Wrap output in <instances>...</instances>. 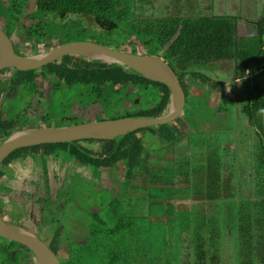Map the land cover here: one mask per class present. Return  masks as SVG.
<instances>
[{
	"label": "trees",
	"instance_id": "1",
	"mask_svg": "<svg viewBox=\"0 0 264 264\" xmlns=\"http://www.w3.org/2000/svg\"><path fill=\"white\" fill-rule=\"evenodd\" d=\"M9 1L10 10L3 7L11 12L24 6L30 0ZM36 2L35 15L40 18V21L21 29V34L27 42L44 44L45 52L63 44L75 42L77 41L76 36L84 34L88 29L67 22L68 17L92 18L94 23L107 35L106 38L115 32L126 33L127 42L130 41L134 46L131 53L138 54L136 44L141 42L146 46L145 53L162 57L179 76L186 95V103L191 96L189 93L191 88L195 86L199 89L207 85L210 86L211 93L214 91L217 94L222 93L226 81L212 79L203 70L206 66L217 67L220 62H231L233 79L239 80V83L233 85L236 92L242 94L239 96L241 100H238L237 112L239 117L247 121V126L252 129L254 143L252 149H248L244 161L245 168L240 178L235 175L229 179L225 178L221 172L222 160L219 159L223 157L219 153L211 154L208 160L207 156L204 159L201 158V161H195L198 157L191 155V158L184 162L186 165L179 168L177 174L178 170L172 169L170 176L149 175L151 171L150 154L146 153L145 142L142 137L138 136L141 131L152 130L170 146L181 144L185 138H189L190 141L199 133H205L201 131L200 126L207 121L198 124L197 128L189 124L193 132L187 135L183 133L181 126L171 123V125L167 124L157 128L140 129L114 140H85L24 148L12 152L0 166H7L26 153H32L36 157L56 159L60 155H69L79 165L100 170H112L116 166L124 165L126 167L124 185L133 189L127 194L144 201L148 196L147 198L153 205L162 207L159 213L151 214L146 217V220H164L170 233L182 230L181 235L184 239L181 241L183 243L181 259L183 264H219L218 255L211 252L215 240L211 241L212 219L218 214L212 215L208 209L213 208L214 205L225 207L224 217H229L230 221L236 222L241 247V264H259L260 255L264 253V15L255 22L243 21L251 27L250 33L243 37L238 34L239 25L242 23L240 18L222 16L146 17V11L138 7L136 0H36ZM50 17H54V20ZM56 19L60 21L57 22ZM74 26L79 29H73ZM5 33L10 37L8 31ZM78 40H80L79 37ZM104 43L99 44L109 47ZM14 51L18 55H24L17 45L14 46ZM9 70L14 73V76L8 84L0 80V104L4 99L17 100L22 96L23 90L26 94L31 93L32 83L36 80L44 81L49 77L53 83L50 98L54 94L83 89H87L92 96H104L106 89L119 88L127 93L126 97L134 101L139 100L140 104L135 113L128 112L112 120L126 117H162L167 113L171 100V93L166 85L151 81L128 69L127 66L104 63L85 57L65 56L34 71ZM187 81L192 83L190 88ZM147 91H153L156 97L154 102L147 103V106L145 103L144 106L142 99L146 98ZM211 93L203 92L200 97H196L195 102L202 109L206 108V98ZM191 105L193 108V104ZM7 112H3L0 107V143L12 133L18 122L17 119L9 116L10 114L7 115ZM170 126L172 130L169 129ZM232 131L235 132V129ZM87 141L102 143L101 151L93 152L86 149L82 143ZM178 162L179 160L176 159L175 164ZM175 164L173 167L177 166ZM4 175L0 169V179ZM138 182L141 185H138ZM177 183L180 188H177ZM153 187L168 191V194L165 197H154L153 192L149 193L146 190V188L152 190ZM241 187L247 189V193L243 192ZM223 190H231L234 197L230 195L223 197ZM129 197L130 201L126 199L121 201L120 197H116L107 205L112 216H117L119 220L112 225L99 216L104 212L103 206H96L99 209L97 212H92L93 207L88 209L90 223L85 225L87 241L84 244L74 243L71 233H68L69 237H62L63 226L56 230L48 245L58 256L61 264H84L85 256L79 248L90 249L87 252L89 254L87 262L100 257L103 252L109 258L108 264H120L123 258L132 257L137 242L140 245V255L144 252L141 255L142 264L144 262L152 264L154 258H150L146 252V240L138 239L131 216L127 214L128 209L134 203V199L130 195ZM239 198L243 201H239ZM48 199L51 204V199ZM178 201L183 202L186 208L176 209L174 203ZM134 209L133 206L130 210ZM83 213L86 212L83 211ZM176 213L182 214L180 217H175ZM0 214H2L1 209ZM178 218L181 223L177 221ZM215 218L220 224L221 218ZM44 221L42 227L40 226L41 233L48 225H44ZM57 222L60 221L56 219L54 224ZM9 224L25 229L13 222ZM50 231L52 228L43 233L44 242L46 240L43 238L49 237ZM175 237L176 235L172 239ZM165 241L170 243L168 238ZM62 250L65 251L66 257H62ZM0 252L7 264H36L34 254L28 248L19 243L6 241L2 237H0ZM136 258L139 259V257Z\"/></svg>",
	"mask_w": 264,
	"mask_h": 264
},
{
	"label": "rangeland",
	"instance_id": "2",
	"mask_svg": "<svg viewBox=\"0 0 264 264\" xmlns=\"http://www.w3.org/2000/svg\"><path fill=\"white\" fill-rule=\"evenodd\" d=\"M136 2L139 8L143 9L144 12L146 11V17L222 16L240 18L242 23L239 25L238 34L243 37L247 36L251 31V27L243 21L255 22L259 20L260 16L264 15V0H136ZM9 5V0H0V27L10 33V39L19 47L22 54L36 55L45 53L44 44L26 42L21 34V29L24 26L36 24L40 21V18L35 15L37 10L36 0H30L24 6L18 7L11 12L7 11L10 10ZM50 19L54 20V17H50ZM56 21L59 22L60 20L56 19ZM67 22H72L74 25H81L88 29L84 34L76 36L77 41L95 42L98 44L105 42L104 44L112 49L126 52L133 50L134 46L130 41L127 42L126 33L115 32L106 38L107 35L94 23L92 18L69 16ZM73 29L79 28L74 26ZM78 37L80 40H78ZM136 49L137 53L143 54L146 52V46L141 42L136 44ZM204 68L203 72L212 77V79L226 81L224 91L220 94L214 93L215 91L211 93V88L207 85L199 89L196 86L191 88L189 92L191 96L187 100L183 113L179 120L172 124L181 126L183 133L187 135L193 132L190 125L197 128L198 124L207 121L200 126L201 131L205 133H199L196 138L190 141L189 138H185L181 144L177 143L169 146L167 142H163L158 135H155L157 133L154 134L152 130L145 128L146 130L141 131L138 136L142 137L146 145V153L150 154L151 171L149 175L170 176L172 169L178 170L177 174L179 168H183L186 165L184 162L188 161L191 155L198 157L195 161H201V158L204 159L207 156L208 160L211 154L215 153H219L223 157L219 160H222L221 172L226 178H232L235 175H239V172H243L247 153L242 152L243 147L241 146L243 144L234 142V139L237 133L241 134V127L245 120L241 117L237 118L238 100H241L239 96L242 94H238L233 85L237 84L238 81V79H233V64L231 62H220L217 67L206 66ZM11 73L12 71L10 70L3 71V74H0V79L3 82H7ZM40 82L39 95L26 94L23 90L21 99L1 102L2 111L11 105L6 114H10L9 116L18 121L12 132L44 125L60 128L75 125V123L80 125L93 121L112 120V118L126 115L128 112H131V114L135 113L140 104H137L139 100L134 101L126 97L127 93L119 88L106 89L104 96H92L87 89H83L54 94L50 98V94L53 91L51 78L49 77ZM188 82L187 84L190 88L192 83ZM189 88L186 86V90ZM203 92L211 94L207 95L206 108L202 109L195 102V99L200 97ZM145 96L146 98L142 99L144 106L145 103L147 106V103L154 102L156 97L153 91H147ZM110 103L111 106H109ZM224 103H229V105ZM191 104H193V108H191ZM234 106L235 108L233 109ZM222 109H225L224 113L221 112ZM228 110L230 112H227ZM215 116H218L216 120L214 119ZM224 118L227 120L226 123ZM245 122L247 124V121ZM217 123H220L222 128L225 127L224 131H214ZM238 127H240V130H238ZM169 129L172 130L173 128L170 126ZM234 129L235 134L232 131ZM82 145L93 152H99L103 147V144L97 141H87L82 143ZM31 156L30 153L22 154L18 161H13L11 165L9 164L10 167L9 165L0 166L1 171L5 175L7 174L6 177L4 176V178L0 179V183H4L7 187V189H0L3 192L0 193V205L4 210L5 220L8 223L13 222L25 228V230L37 232L39 230L38 226L42 227L43 225L40 222L44 219V225L48 224L44 232H48L52 228V231H50L51 235L43 238L47 243L51 242V237L54 236L55 231L61 226H63L62 237H69L68 233H71L75 240L81 239L83 241V235H86L84 231L85 225L90 223L88 209L93 207L92 212H97L99 209L96 206H103L104 212L99 214V216L105 219L109 225H112L119 220L117 216H112L107 205L116 197H120L121 201L122 199L130 201V195L134 199L132 204L135 209L131 211L130 209L133 206H130L127 214L129 213L131 216L138 239L143 238L146 240V252L150 258H154L152 264H183L181 259L183 245L181 241L184 239V236L181 235L182 230L180 229L177 233H170V229L165 225L164 220H146V217L151 214L159 213L162 207L153 205L147 198L148 196H146V201H144L139 200V197L127 194L133 189L124 185L126 178V167L124 165L116 166L112 170H100L79 165L69 155H60L58 159L53 157L46 159L40 156H32L30 158ZM174 158H178L179 162L175 164L176 160L174 161ZM174 164L177 166L173 167ZM44 179H48L49 189L43 187L45 185ZM138 185H141V183L138 182ZM155 188L153 187L152 190L146 188V190L149 193L150 191L153 192L152 196L157 198L165 197L168 194V191H161V189ZM177 188H180L179 183H177ZM242 190L247 193V189ZM230 191L223 190V197L226 195L234 197V194ZM48 198L51 199L52 205L49 204ZM239 201H243V199L239 198ZM121 204L124 207V204ZM228 207H232V205H228ZM224 208L223 206L214 205L213 208L208 209L212 215L218 214L214 218H221L220 224L218 219H212L211 241L215 240L213 241L211 252L214 255H218L219 264H241L239 231L236 222L230 221L231 218L229 217H224ZM183 209H185V206ZM83 211L86 213H83ZM9 212L13 214L8 215ZM181 214L176 213L175 217H180ZM56 219L60 222L54 224ZM178 220L181 223L180 218ZM147 226L153 227L149 228ZM146 228H148L147 233ZM43 233L38 231L35 234L42 238ZM174 235L176 237L172 239ZM166 238L169 239L170 243L165 241ZM139 248L138 242L135 243L132 257L123 258L120 264H142L141 255L144 252L140 255ZM79 249L85 256L84 264L109 263V258L103 252L100 257L87 262V257L89 256L87 252L90 249ZM217 252L220 253L217 254ZM99 253L100 251L98 255ZM61 255L66 257L64 250L61 251ZM136 257H139V259ZM34 262L36 263L35 260ZM0 264H7L1 252ZM144 264L146 263L144 262Z\"/></svg>",
	"mask_w": 264,
	"mask_h": 264
},
{
	"label": "water",
	"instance_id": "3",
	"mask_svg": "<svg viewBox=\"0 0 264 264\" xmlns=\"http://www.w3.org/2000/svg\"><path fill=\"white\" fill-rule=\"evenodd\" d=\"M65 56L85 57L104 63L127 66L128 69L151 81L166 85L171 93L167 113L159 118L126 117L60 128L42 126L13 132L0 143V165L12 152L24 148L85 140H114L140 129L171 124L181 116L186 107V95L179 76L160 56L147 53L133 54L87 41L63 44L43 54L18 55L14 51L10 37L0 27V72L6 69L34 71ZM0 237L28 248L34 254L36 264H61L58 256L46 242L29 230L7 223L1 214Z\"/></svg>",
	"mask_w": 264,
	"mask_h": 264
},
{
	"label": "flooded vegetation",
	"instance_id": "4",
	"mask_svg": "<svg viewBox=\"0 0 264 264\" xmlns=\"http://www.w3.org/2000/svg\"><path fill=\"white\" fill-rule=\"evenodd\" d=\"M4 30V29H3ZM4 31H6V30H4ZM12 41V40H11ZM27 42V41H26ZM13 43V42H12ZM15 46V44L13 43V47ZM6 70H9V69H6ZM6 70H3V71H6ZM3 71H1L0 72V74H3L2 72ZM14 76V73L12 72L11 74H10V77H9V79H8V81L7 82H4V83H6V84H8L9 83V81L11 80V78ZM1 80V79H0ZM2 81V80H1ZM40 81H42V80H40ZM39 80H36L34 83H32L31 84V86H32V90L33 91H31V93H30V95H39V92H40V88H39V86H40V82ZM239 81V80H238ZM3 82V81H2ZM237 83H239V82H237ZM11 99V100H10ZM19 99H21V97H19ZM6 100H8V101H14L15 99H12V98H9V99H4V101H6ZM138 103V102H137ZM224 104H228L229 105V103H224ZM10 106L11 105H9L8 107H6L5 109L6 110H3L4 112H6L9 108H10ZM2 109V108H1ZM223 111H225V109H222V111L221 112H223ZM227 112H230L229 110L227 111ZM224 113V112H223ZM224 116H225V114H224ZM218 116H215L214 117V119L216 120V118H217ZM239 117V115L237 116V118ZM224 121H225V123L227 122V120H226V118H224ZM212 123V122H211ZM243 123L244 124H242L243 126L241 127V130H242V132H241V134L239 135L237 132V134H236V138H235V140H234V142L236 141V142H241L243 145L241 146V147H243V150H242V152H244V153H248V149L249 150H251V147L253 146V144L252 143H254L253 142V135H252V129L249 127V126H247V124H246V122L245 121H243ZM45 126V125H44ZM41 127V126H40ZM225 128V127H224ZM224 128H222L221 127V124L220 123H217V125H216V127L214 128V131L216 132V131H218V130H220V131H224ZM215 129H217V130H215ZM238 130H240V127H238ZM20 131V130H19ZM15 132V131H14ZM13 133V132H12ZM234 134H235V132H234ZM234 145V144H233ZM238 150H239V147H238ZM30 155H32V156H34L32 153H30ZM32 156L30 157V158H32ZM41 157V156H40ZM47 159V158H46ZM19 160V159H18ZM18 160H15V161H18ZM236 162V161H235ZM12 163V162H11ZM11 163H10V165H11ZM10 165H9V167H10ZM47 168V167H46ZM237 169H238V167H237ZM238 171V170H237ZM242 174V172H239V175H236L238 178H240V175ZM5 177L7 176V174L6 175H4ZM4 176L2 177V178H4ZM225 177V176H224ZM226 178V177H225ZM44 183H45V185L43 186L45 189H49V185H48V183H49V181H48V179H44ZM238 187H240V186H238ZM2 188H4V189H7V187L4 185V183H0V189H2ZM241 189H242V187H241ZM0 193H3V192H1L0 191ZM0 209H1V216H2V218L5 220V215H4V210H3V208H2V206L0 205ZM11 214H13V213H8V215H11ZM7 223H8V221L7 220H5ZM43 221H44V219H42V221L40 222V224H43ZM9 222H11V221H9ZM38 231H40V226H38ZM38 231L37 232H33V233H38ZM36 235H38V234H36ZM71 236H72V238L71 239H73V242L74 243H77V244H84V243H86V238H85V234L83 235V241H81V239H80V237H79V239L80 240H75L74 239V236H73V234H70ZM39 237V236H38ZM40 239H42L41 237H39ZM48 244V243H47ZM264 254V253H263ZM259 264H264V255H260V259H259Z\"/></svg>",
	"mask_w": 264,
	"mask_h": 264
},
{
	"label": "crops",
	"instance_id": "5",
	"mask_svg": "<svg viewBox=\"0 0 264 264\" xmlns=\"http://www.w3.org/2000/svg\"><path fill=\"white\" fill-rule=\"evenodd\" d=\"M176 159H178V158H176ZM175 158H174V161L176 160ZM174 206H175V208L176 209H183V207L185 206V204L183 203V202H181V201H178V202H175L174 203ZM186 208V207H185Z\"/></svg>",
	"mask_w": 264,
	"mask_h": 264
}]
</instances>
